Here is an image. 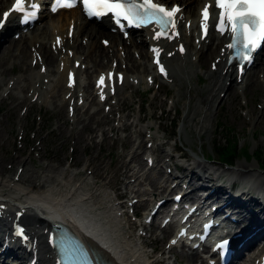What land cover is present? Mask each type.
<instances>
[{"label": "bare ground", "instance_id": "bare-ground-1", "mask_svg": "<svg viewBox=\"0 0 264 264\" xmlns=\"http://www.w3.org/2000/svg\"><path fill=\"white\" fill-rule=\"evenodd\" d=\"M167 1V0H164ZM174 1H180L181 3L185 4V12L187 16H193L194 10L196 9V6L199 5V3L202 0H174ZM2 3V6H5L8 2V0H0ZM77 10H70V11H60L55 15L50 16L47 20H45V23L40 27L37 26L36 28H33L31 31H29L26 35L22 36L21 39L24 40V42L21 44V47H17L16 50L20 51V53H23L22 56L25 57L30 56V52L26 50L25 44L29 42H39L37 44L38 49L42 51V54L45 58V61L48 64V68L45 71V77H50L55 71L57 76L54 80L50 81L51 85L53 87L47 88V93H49L50 98L48 97V105L51 108H54L56 106L57 102V96L61 95V91L64 89V75L66 76V69L68 68L67 60L69 59L68 56L61 57L59 60H63L64 62V68L63 70L58 69V65L55 64L56 55L52 53L48 48V40L52 38L53 36V29L56 27V34L64 36L66 34L67 27L71 20H74V34L72 37L71 45H73V48L75 49L76 53H79V55H84L85 61L87 64L91 63V66L95 67L94 71H98L100 69H103L104 64H102V61L104 58H107L109 61V57L107 55L108 48H104L102 44H98L95 41V38L99 35L102 36H113L115 38L116 43H119L121 38L119 35L115 34H109L106 30H104L103 23H95L93 21H88L85 19L80 18L78 15ZM38 36V37H37ZM87 36L89 41L85 46L80 45V43L77 42L79 37ZM67 44L69 43L68 38L64 40ZM5 43V46H3L2 49H0V67H3V61L1 60V57L4 54H8L12 58L18 57L13 50L10 48L11 43H15V40L10 41H1L0 46ZM17 46L14 45L13 48ZM112 46H114V43H112ZM111 45L109 47H112ZM132 48H139L141 57L144 59L143 62L136 64L135 61L131 58L129 54L126 56V64L129 69V71L141 74V73H148L150 72V66L148 64L147 60V54L145 47L143 44H134ZM209 53L218 54V49L209 48ZM114 55H116V52H114ZM200 55V52L198 53L197 57ZM27 58V57H26ZM25 58V59H26ZM25 64V63H24ZM107 64H109L107 62ZM258 67L260 68L259 72H262V77H259L257 74H252L249 78V84H248V92H254L255 90H263V93L260 95L264 97V55L261 56L259 59ZM26 67V65H25ZM105 67V66H104ZM223 65H219V71H210L209 69L204 70L203 72L200 70V68L197 65V62H191L189 58H184L180 60L179 62H175L172 65V74L174 76V79L178 78V81L176 83V86L182 85V80L188 81L190 76H198V74L203 73V75L207 79V83L200 88V90L196 93L195 100L192 98L193 102L188 106L189 109L185 112L182 125L189 126L191 124L199 125L200 130L204 128V121L207 120L211 113L213 112L214 106L216 105V99L218 98L219 93L226 87V91L228 96L229 93L232 92L231 83L234 81L231 78L232 75V66H229L226 68V71L222 73L220 70L222 69ZM29 71L27 73V78L24 80H29L30 83H24L22 85H19L21 82L19 78L22 77V75L17 76L15 81V87L19 86L17 88L21 94L16 95L15 91L16 88H13L12 90H9L8 98L15 99V97L18 99L17 104L20 103H26L25 101L28 100L27 95H25L23 92L27 86L30 85V87L33 89V87H36L35 84H41L44 80L40 77L38 73H35V71L31 70L30 67ZM187 68L186 73H184V69ZM5 69H1L0 74H4ZM83 72H86V70H83L82 72L78 71V77L79 80L84 81V78L82 77ZM229 81V83L226 85V81ZM247 84L238 85L239 88H242L246 86ZM42 87V86H40ZM84 91L86 92V99L91 98V101L94 100L92 96V91L89 89V84L86 86L84 84L83 86ZM75 92V91H74ZM182 92L181 90H178L177 96H181ZM16 95V96H15ZM74 96V95H73ZM227 96V97H228ZM6 100V99H5ZM225 100V99H224ZM222 103V100L220 104ZM31 102L29 101L28 105H30ZM218 104L217 106H219ZM15 105V106H16ZM14 106V107H15ZM60 112H63V107H59L58 109ZM204 110V111H203ZM203 111V116L201 118L200 113ZM249 112H253L252 107L249 109ZM261 112H257L254 115V120L256 122H263L261 117ZM161 117V116H160ZM128 118V114L123 115L120 120L122 123L118 127H110L111 131H118L120 129H128L132 124L126 122V119ZM65 121V118L63 117V122ZM91 122H95L97 124H103V123H109L108 117L102 113L101 111L97 110L93 113H88L87 109L82 112L78 113L74 123L72 124V130L75 127V124H82V129L88 125ZM133 123V122H131ZM150 126V124L148 125ZM60 128V126H59ZM144 129V132L146 129ZM184 130V128H183ZM138 135H141L143 133L142 129L137 130ZM94 132L95 130L90 132L89 139L93 141L94 139ZM82 130L76 131L71 133L73 135V139L76 141H85V136L83 135ZM101 134L104 135V138H107V130L102 129ZM128 136L126 139H129L130 133L127 134ZM188 136L186 135V138ZM142 152L145 151V148L139 147ZM125 156V154H121L117 161L120 162V160ZM5 157L0 156V191L3 189H6L9 185L10 187L16 192L13 194H16L15 197H12V199L18 198L19 192L18 188L20 187L19 183H28V189H34V192L31 194L30 192H25V197H27V200L22 199H16L15 201L17 203L23 204L25 212V220L32 223L33 225H29V230L32 231L33 235L36 236L37 240L39 241V244L43 243V234L41 233V230L45 226V220L46 219H52L54 217L61 216V221H64L69 227L71 226L76 232L81 235V231L76 227L74 222L78 221L80 223L79 216L82 215V212L88 211L90 213V216L88 220L93 221L89 225H83L81 228L83 232L90 231V233H93L92 235L96 234L95 230H103L105 241L102 242L103 248L99 247L97 243L88 237H83L86 242L89 243V245L92 246V248H95L99 252H101L103 255H105L108 259L111 260L113 264H129L131 263L129 260L131 258V255L129 258L126 256L127 250L125 248V241H122L116 237V230L112 229L108 226V224L102 223L99 220V214L91 213L90 206L88 204H85L84 202H81V199L74 200V202L69 201V206H64L65 202L68 203L67 200L73 199L75 196L80 197L81 193V187L80 185H72V177L69 174L64 173V170H58L57 173H54L55 175L50 176L51 178H43L41 174H43L45 171L48 170V167L50 166L49 163H47L43 168H41V174L35 171L32 167L29 168V161L28 160H17L16 158L8 157V160L6 162H14L18 161V164L21 166H25L27 174L24 175L22 180H14V174L16 171H12V167L10 169H7L4 165H2V160ZM137 165L139 166V170L134 171L131 166H127L125 170L123 171V176L125 178L133 177L134 181L137 184H141L142 182H147L152 188L156 189V187H160V183H167L169 180L165 178L163 174H158L155 178L151 177L150 172H144V166L141 162V158L136 159ZM18 165V166H19ZM197 165L200 168H206L207 164L205 162L199 161L197 162ZM61 166V164H60ZM100 163L97 164L95 168V172L99 171ZM15 170V169H14ZM236 177L238 179L242 178L243 180H246L248 182L253 183V187L256 189H262L264 190V185L260 180V174L256 175L254 173V164L253 163H245L244 161H241L237 164L235 171ZM10 174H12L10 176ZM47 175V174H44ZM142 175L144 178H142ZM183 177L186 179L187 185L190 187V193H194L197 190V187L195 185V181L200 180L201 178L198 176V174L193 171L192 169H187L183 174ZM74 176H79L81 178L83 176V173L81 171L74 174ZM252 179V180H251ZM210 181H212V177L209 178ZM209 180H204L203 183H208ZM75 184V183H74ZM157 185V186H156ZM98 184L95 183V187H97ZM40 187V188H39ZM91 191V196H89V193ZM90 191H87V200L90 203L91 206H95V200L96 202H99L98 195L95 192L94 188L90 189ZM224 187L222 186H214L212 193L209 196L210 199H215L219 201L221 204L225 202L223 199L224 194ZM260 191V190H258ZM29 193V194H28ZM142 192H139L141 194ZM3 193L0 192V195ZM33 195H36L38 198H35V201L33 199H30L28 197H31ZM228 206L231 208V213L234 215L239 214L242 211H252L256 214V218L253 219L250 223L246 225V229L248 232L252 231L253 229H257V231L252 235V237L245 243L244 248H250V255L248 257L241 258L242 264H250L251 261H253L252 255L261 254L264 252V206L260 205L257 201H255L252 198H247V196H241L238 198H230L229 199ZM142 201V200H140ZM244 206V208H242ZM75 208L79 209V212L73 211ZM69 211H73L72 213ZM8 215H10V210L6 211ZM36 224H39L40 226H35ZM252 226L254 228H252ZM89 227V230H88ZM96 238L97 236L94 235ZM102 241V240H101ZM1 246V243H0ZM8 251H1L0 257L2 255H7ZM189 259L191 261H195L197 258L196 252H192L187 254ZM0 264H4V262H1ZM40 264H50L48 263V260H40ZM132 264V263H131Z\"/></svg>", "mask_w": 264, "mask_h": 264}, {"label": "rangeland", "instance_id": "rangeland-1", "mask_svg": "<svg viewBox=\"0 0 264 264\" xmlns=\"http://www.w3.org/2000/svg\"><path fill=\"white\" fill-rule=\"evenodd\" d=\"M102 37V36H101ZM95 41L99 44V37L95 38ZM0 49H2L0 47ZM204 58H207L206 60ZM208 55L205 53L202 55V63L198 64L202 69H207L208 67ZM4 62L5 70L3 75H0V78L7 76L11 73L13 74H20L23 73L24 66H20L18 62L15 64H10L11 58L8 60L1 59ZM205 60V61H203ZM19 61V59H16ZM0 67V71H1ZM257 70V68H253L250 71V74L247 78L251 76L253 71ZM257 72V71H256ZM255 72V74H256ZM194 79V78H193ZM190 86H197L194 83V80L190 82ZM189 87V85H184L183 90L185 91ZM248 88H246V91ZM171 90H169L170 92ZM1 93V88H0ZM263 93V90H255L254 92H248L247 100L250 106H252L253 113L249 112L248 116L242 115V96L238 93L237 89L235 92H232L229 96L228 100L224 103H221L218 108L213 112L214 114L211 115L210 120L204 123V128L202 131L199 132V126L194 127L192 126L191 129L187 128L184 130L186 131L179 137L180 126L182 122L183 112L179 113V116L173 119L172 114L173 110H171V114L167 120H165L166 124L169 126L172 132L175 135L169 136V128H166V131H158L157 134L160 136L155 142H165V145H172L175 143L177 145V149H180L184 154L190 155L191 153L194 154H213L216 151L218 145L223 144L227 130L231 129L233 136L238 141V144L242 148H247L250 152L263 149L264 148V121L255 122L254 120V113L262 111V120H264V106H261V99L260 96ZM193 97L195 96L196 92L191 91ZM189 93L184 94L181 102L178 104V109H182V106L187 105ZM1 99V98H0ZM138 99V97H137ZM144 101L150 102V99L147 100V96L144 98ZM158 103H161V107L168 108L166 106V100L160 95L156 100ZM146 103V104H147ZM127 104V102L125 103ZM15 105V104H14ZM22 105V104H20ZM144 111L146 116L151 114V110L155 111V114L158 115L161 111L160 106H156L153 108L151 105H144ZM28 110V114L25 118H23L25 124L24 128H27L26 134L24 136V146L18 151V143H16L17 137V120L20 117V109L21 107H14L12 104H8L6 102H0V156L5 157L2 160V165L7 167V165L12 167V171L18 167V161L7 163L8 157H16L17 154L20 152L21 156L17 160H28L29 161V168H33L38 173L41 172V168H43L47 163L50 164L48 170L45 171L43 174V178H51L50 176L55 175L58 170L63 169L64 173L71 175L73 183H80L81 181L79 176H74L73 172L81 171L83 173V178L87 185L92 186L94 181L100 183L99 191L100 196L99 199L102 202V205L107 201V194L105 193L108 189V186L113 187L118 181H122L123 176L120 174L123 172L124 167H118L116 163V156H120L121 153H125L127 158H123L122 162L127 164L128 156H131L132 161L133 155L140 154L142 152L140 149L135 148L136 143H131L129 139L124 140V134L126 132L119 131L117 134L109 132V138L107 140H99V130L98 127H95L96 130V139L94 142H90L86 136L91 132L92 128L94 127L95 123L91 122L85 128H81L78 126L77 131L82 130L83 135H85L86 142L83 141H76L68 136V128L70 124L66 121L63 123V117H65V112L58 111V108H49L47 102L44 101L43 104L34 105ZM131 120L135 121L137 113H135L134 105L132 106V110L130 112ZM40 116V119L37 116ZM203 115V114H201ZM146 123H153L154 125L155 120H151L148 117L145 118ZM174 120V126H173ZM114 124H118L114 122ZM60 126V129H59ZM107 125H104V128H107ZM166 132L168 135H166ZM165 133V134H163ZM188 133V134H187ZM144 135H139L141 139ZM169 138L173 139L169 141ZM136 141V140H135ZM175 141V142H174ZM4 142V143H3ZM162 145L163 148L166 149V146ZM40 148L39 154L37 156V148ZM34 147V151L32 148ZM37 149V150H35ZM159 148L157 147V151L159 152ZM161 151V150H160ZM163 152V151H161ZM70 154H72V159L70 160ZM114 157V158H113ZM137 157V156H136ZM193 160V158H191ZM141 161L145 165L144 160L141 157ZM241 161L245 163H259L256 159H248L245 160L240 155H237V158L234 161L232 168H236L237 164ZM71 162L72 166L68 167V163ZM100 163L99 171L95 172V168L97 164ZM103 163V164H102ZM61 164V166H60ZM208 164H212L209 162ZM54 166L57 169H54ZM135 166V162H134ZM65 168L68 170H65ZM224 168V166H222ZM231 169V167H230ZM136 170V169H135ZM23 175H26L27 172L25 169L22 171ZM47 174V175H44ZM103 174V177H102ZM153 175V174H152ZM106 176V178H104ZM110 181L107 184V181ZM86 193V191H83ZM121 192V190L119 191ZM134 194L129 193L126 197H132ZM112 196V193H109V197ZM100 202V203H101ZM99 204V202H98ZM103 209V208H102Z\"/></svg>", "mask_w": 264, "mask_h": 264}, {"label": "snow or ice", "instance_id": "snow-or-ice-1", "mask_svg": "<svg viewBox=\"0 0 264 264\" xmlns=\"http://www.w3.org/2000/svg\"><path fill=\"white\" fill-rule=\"evenodd\" d=\"M85 10L90 15H103L111 13L120 23L123 19L129 25H146L155 23L160 31L156 33V38L167 34V29L171 27L175 31V17L180 12V8L173 6L168 8L153 0H83ZM24 0H15L13 11L23 12ZM57 6L71 8L74 5L71 0H57ZM33 9L38 5H31ZM219 10L217 30L224 33L226 30L231 33V42L228 49H237L239 58L250 63L252 53L264 44V0H214L213 4H205L201 10V29L207 34L211 8ZM56 11V7H53ZM4 20L9 16V12L3 14ZM35 16L33 11L29 19ZM4 20H0V27ZM156 51L155 49L153 50ZM183 51V49H181ZM223 51V50H222ZM156 63H159L157 60ZM43 70V69H42ZM163 73V67L160 68ZM111 75V74H110ZM70 86L72 74H69ZM104 77L101 76L98 86L103 84ZM103 98V97H102Z\"/></svg>", "mask_w": 264, "mask_h": 264}, {"label": "trees", "instance_id": "trees-1", "mask_svg": "<svg viewBox=\"0 0 264 264\" xmlns=\"http://www.w3.org/2000/svg\"><path fill=\"white\" fill-rule=\"evenodd\" d=\"M233 145V143H231V146Z\"/></svg>", "mask_w": 264, "mask_h": 264}]
</instances>
